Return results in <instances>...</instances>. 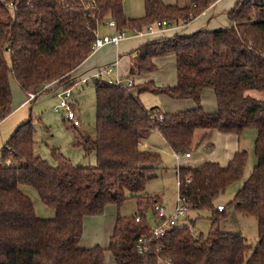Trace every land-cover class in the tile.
<instances>
[{
  "label": "trees",
  "instance_id": "1",
  "mask_svg": "<svg viewBox=\"0 0 264 264\" xmlns=\"http://www.w3.org/2000/svg\"><path fill=\"white\" fill-rule=\"evenodd\" d=\"M144 1V15L131 18L124 0H0V121L13 111L11 77L27 98L36 94L31 102L49 85L70 88L74 72L94 51L99 27L107 21L114 20L116 30L132 31L163 20L187 24L216 0H190L186 5ZM228 17V27L160 34L135 49L130 67L134 78L153 72L156 57L175 55V85L136 82L129 94L96 82L94 139L77 137L73 142L86 155L96 153L95 165L76 166L57 150L52 151L51 164L36 154L33 118L16 128L0 151V264H106L107 250L117 264H264V99L249 92L264 91V0H239ZM206 88L216 94V112L202 106ZM143 92L193 99L197 106L161 112L142 102ZM160 112L162 120L155 117ZM250 128L257 131L256 164L232 204L257 218V246L220 226L226 206L221 213L216 200L243 177L249 158L247 150H238L226 165L209 160L179 168V194L197 218L203 210L209 212V235H196L184 224L158 243H149V251L139 252V238L151 233L147 215L153 211L156 216L154 206L161 202L146 186L163 161L160 152L140 141L157 130L173 152L191 154L193 146L205 140L212 144V130L240 135ZM22 184L33 186L56 209L55 217H38ZM129 198H136L138 212L118 213L109 246L81 247L84 218L103 214L110 204L121 208Z\"/></svg>",
  "mask_w": 264,
  "mask_h": 264
},
{
  "label": "rangeland",
  "instance_id": "2",
  "mask_svg": "<svg viewBox=\"0 0 264 264\" xmlns=\"http://www.w3.org/2000/svg\"><path fill=\"white\" fill-rule=\"evenodd\" d=\"M238 1L239 0H223L215 5V7L211 8L208 12L201 14L190 24H186V26L182 29L174 31L173 34H189L190 32H195L201 27L206 26L211 28V26H214L215 23L228 26V23L221 22V19H226V15L228 17V11L234 8ZM124 9L127 15L133 16L132 18H138V16L140 17L145 13V1L124 0ZM114 31L115 30H113L108 23L102 24L99 27L98 36L102 37L103 35H110ZM128 31L129 35L133 34L132 30L128 29ZM173 34L170 33L167 35L169 37ZM137 40L141 39L125 40L121 43V46L122 48L131 51L136 48L135 46L137 44ZM108 48L109 47H104L101 50L105 56H107L106 51ZM122 62L123 63L122 65H119V68H122V70L125 71L128 62ZM167 63L168 61L165 60L162 65H156L157 69L145 77L138 78L136 82L138 84L152 82L157 86H169L171 84H176V67ZM125 72L126 73L121 72V74L123 76H129V71ZM72 85L73 84L70 86ZM71 89L72 94L69 100L71 103L76 104L77 110H79V120L81 121L80 129L73 127L71 121L66 118L67 110L62 107H59V110H55V106L61 101V98L55 94L43 93L26 107V111L29 116L33 118V123L36 129V154L49 161L51 164H54L55 161L52 151L57 150L76 166L95 165L97 162L96 153L92 151L86 155L84 148L74 146L73 142L77 137L82 140L87 139L93 141L94 139L97 110L96 81L94 79H90V82L88 83L79 81L75 86H72ZM250 91L252 95L264 99V91ZM22 93L23 92L20 87L19 91H15L13 93L14 103L15 99H17V103H20L23 97ZM71 107L77 113V111L73 108V105ZM256 136L257 131L250 128L243 131L240 137L237 138L236 142L233 144H225L221 140H217L214 141V147L213 145L208 144L207 140H205L203 144L193 146L191 149L193 157L191 159L187 160L186 157H183L179 160L172 149H170V147L166 144L161 134L158 131H155L152 133L149 141H157L154 143L155 145L152 146V149L161 153L163 161L156 171L157 176L147 183L146 192L159 194L167 211L172 213L179 194L178 176L176 173V167L178 164L181 162L184 163L185 160L192 162L193 164L217 159L222 161L224 160V157L222 156L225 154V151H229L231 154L233 148L239 145V147H236L238 150H247L249 153L243 177L232 183L217 198L216 203L220 202L222 205L226 206V215L222 218L220 224L222 230L232 233H240L247 240V244L255 248L259 240L257 218L254 215H247L239 212L236 209L235 204H232V201L256 164V156L254 152ZM218 141H221L222 143L218 144ZM214 149H217L215 152L216 154L213 152ZM20 189L32 199L38 217H55L56 209L53 206L46 204L33 186L22 184ZM137 212L138 207L136 198H129L123 203L119 213L122 216H130L135 215ZM221 213H224V211ZM195 215L197 218V213L194 210L189 209L186 217L180 219V222H187L186 224L191 226V229L196 235L203 234L204 236H208L211 229V221L208 218L209 212L207 210H203L200 214V218H197V221L192 223L188 218ZM147 216L150 225H153L154 212L150 211ZM102 243L103 241H100V244ZM109 259H112V254L109 250H107L106 264H109Z\"/></svg>",
  "mask_w": 264,
  "mask_h": 264
},
{
  "label": "crops",
  "instance_id": "3",
  "mask_svg": "<svg viewBox=\"0 0 264 264\" xmlns=\"http://www.w3.org/2000/svg\"><path fill=\"white\" fill-rule=\"evenodd\" d=\"M164 1L168 4H173V3L179 2L181 5H186V4L190 3V0H164ZM222 1L223 0H216L203 13L208 12L211 8L215 7V5H217L218 3L222 2ZM237 3H236V5H237ZM229 11H228V13H229ZM125 13H126V11H125ZM126 15H127V13H126ZM142 15H144V14H142ZM127 16L131 17V18L133 17V16H129V15H127ZM226 19L225 18L221 19V22H223V23L226 22V23H228V26H230L231 22L229 20V17H227V15H226ZM194 20H192L191 22H193ZM108 22L109 21H107V23ZM191 22L187 23V25L190 24ZM219 25H221V26H219ZM185 26H186V24H180L179 27L166 31L164 34H162V36H166L167 34H170V33L173 34L174 31H176L178 29H182ZM228 26H224V24H220V23L219 24L215 23L214 26H211V28L205 26V27H201L200 29L215 30V29L224 28V27H228ZM110 27H112V26H110ZM112 29L115 30L113 27H112ZM158 36L159 35H155V34L154 35H144V36H132V37H129V38L122 40L118 45L106 44V45L101 46L97 50H94L91 53V55L74 72L73 77H72L73 78L72 81H74V82H73L72 86H75L79 81L83 82L81 80L83 76L92 74L94 71L98 70L99 68H101V67H103L109 63H113L115 61H118L117 71L120 74H121V72L126 73L125 71H127V72L129 71V73H130L131 58L133 56V52L135 51V49L138 48L143 43H145L151 39H154L155 37H158ZM129 39H141V40H137V44L135 46L136 48H134L131 51L128 49L122 48V46H121V43L123 41L129 40ZM104 47H109L108 50L106 51L107 56H105L101 52V50ZM165 60H167L170 65H174L176 67V72H177V64H176L175 55L159 56V57L155 58L154 62L156 65H160V64L162 65ZM122 61H126V63L128 62L125 71L122 70V68H119V65H122V63H123ZM156 69H157V67H156ZM148 74H150V73H148ZM148 74H145L143 76H135V80L137 81L138 78L145 77ZM129 75H132V74L130 73ZM171 85H175V84H171ZM54 86L55 85H53V84L47 86V91L45 93H51V94H55V95L59 96L58 94L61 92L62 88L53 89ZM159 86H161V85H159ZM11 87H12L13 93L15 91H19L20 85L14 77H11ZM71 87H70V89H71ZM249 92L251 93V91H249ZM71 94H72V89H71ZM22 96L23 97H22L20 103H17V99H15V103H14V97H13V111L6 118H4L3 120L0 121V151L4 147L6 141L10 138V136L16 130V128L20 124L27 121L31 117V116H29L28 112L26 111V107L31 103V101H29L27 99V96L24 92L22 93ZM140 97H141L142 102L147 107L158 106L160 108L161 112L182 111V110L192 109V108H195L197 106L196 102L193 99H174V98H171L170 96H168L166 94H155V93H151V92H143L140 94ZM201 103H202L203 108L207 112L213 113V112L217 111V97H216V94H215L213 89L206 88L203 90L202 95H201ZM71 104L73 105V108L77 111V114L79 117L80 113L78 112L79 110H77L76 104H74V103H71ZM71 124H72V122H71ZM72 126L77 128V129H80V126H74L73 124H72ZM155 131H157V130H153L149 134V136L146 138V140H144V142L148 144V145H144L145 148L154 150V149H152V146H154L155 145L154 143H156L157 141H155V140L149 141V140H150L152 133H154ZM240 135L233 134V133H223V132H220L218 130H212L210 132L208 139H209V142L212 143L211 145H213L215 147L214 141L221 140L225 144H227V143L233 144L236 142L237 138L240 137ZM199 138H200V133L197 134V136H196V142L199 140ZM221 141H218L217 143L218 144L222 143ZM165 142L169 146V144L167 143L166 140H165ZM236 147H239V145H237ZM236 147L233 148L231 154L229 153V151H225V154L222 156V157H224V160L220 161L217 159V160H210V161H216V162L221 163L222 165H226L230 161V159L233 157L235 152L238 151V149ZM206 149H207V147H206ZM154 151H157V150H154ZM216 151H217V149L213 150L214 154H216L215 153ZM183 157H186L187 160H189L193 157V155H192V153L189 156L183 154L178 159L180 160ZM187 160H185L184 163H182V162L179 163L178 166L176 167L177 176H178L179 168L182 166H197V165H201L202 163L206 162V161L199 162V163L197 162L198 164H193L192 162H189ZM155 194H157V193H155ZM157 195L160 196L159 194H157ZM161 202H162V199H161ZM219 204H222V203H220V202L217 203V205H219ZM120 211H121V208H118L114 204H110V205L106 206L103 214L98 215V216H86L84 218V231H83V235L81 237L80 243H79L80 246L84 247V248H89V247H92L95 245H101V246L107 248L109 246L110 237L114 231L117 216H118V213ZM188 219L192 222H193V219H196L195 222L197 221L196 215L193 217H189ZM155 222H156V216L154 214V223ZM183 223L186 224L187 222H183ZM192 232H194V231L192 230ZM100 241H103V243L100 244ZM109 264H117L113 255H112V259H109Z\"/></svg>",
  "mask_w": 264,
  "mask_h": 264
},
{
  "label": "built area",
  "instance_id": "4",
  "mask_svg": "<svg viewBox=\"0 0 264 264\" xmlns=\"http://www.w3.org/2000/svg\"><path fill=\"white\" fill-rule=\"evenodd\" d=\"M110 26L114 29L116 28V22L111 20L108 22ZM180 24H172L166 20L157 21L155 23L149 24L145 29H136L133 31L132 35H129L128 29L116 30L110 35H103L97 38L94 42V50H97L103 45L113 44L118 45L122 40L132 37V36H144V35H160L164 34L166 31L179 27ZM118 61L113 63H109L98 70L94 71L92 74L85 75L82 77L83 82H89L90 79H94L95 81H103L111 85H115L117 87H122L127 90V93L132 94L135 91L136 80L132 75L123 76L117 71ZM61 101L59 104L55 106V110H59V107L67 110L66 118L72 122L74 126H80L81 121L77 113L72 109V104L69 100L71 96V89L67 88L62 90L59 94ZM36 96L35 93H31L27 98L29 101ZM158 120L163 119V114L160 112L157 116H155ZM148 145L144 141H140V144ZM175 153V152H174ZM177 158H180L183 154L175 153ZM185 155L189 156L190 153H186ZM178 185L180 186V180L178 179ZM179 193V192H178ZM156 212V222L151 225V233L150 236L140 237L137 242V248L139 252L143 253L145 251H149V243H158V240L166 235L169 231L183 226L184 223L180 222V219L186 217L187 212L189 210L188 205L186 203V199L178 194L176 205L174 211L169 213L162 202L156 203L154 206ZM219 210H224L225 206L222 204L218 205ZM139 218L137 217V220ZM160 249V245H158L157 250Z\"/></svg>",
  "mask_w": 264,
  "mask_h": 264
}]
</instances>
